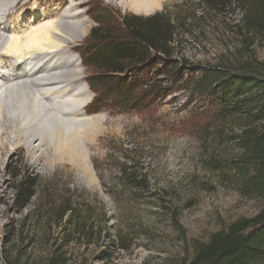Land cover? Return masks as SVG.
<instances>
[{"label":"rangeland","instance_id":"374dc122","mask_svg":"<svg viewBox=\"0 0 264 264\" xmlns=\"http://www.w3.org/2000/svg\"><path fill=\"white\" fill-rule=\"evenodd\" d=\"M36 1L55 15L42 21L39 13L26 20L28 30L58 20L56 4L60 12L75 3L87 12V35L69 39L72 43L66 46L81 62L87 85L89 75L97 80L101 73L82 58L80 48L91 45L98 24L92 17L101 19V9L111 11L109 19L115 11L151 17L174 9L192 18L182 24L173 43L171 62L182 71V80L156 72H129L123 79L169 85L161 98L142 108L107 107L90 113L95 94L88 85L86 114L103 117L96 123L101 128L79 137L91 172L80 168V157L69 148L60 150L56 141L44 143L32 156L23 144L15 149L0 128V140L9 141L7 152L0 149V251L7 261L48 264L60 251L63 264H183L213 233L264 207V197L242 191L243 176L235 169L241 153L234 140L239 124L224 119L190 83L212 67L264 65V33L249 32L243 22L253 5L229 0L233 4L215 10L196 0H162L161 7L145 14L131 9V0H32L30 6ZM14 37L7 34L0 52ZM156 62V67L163 66L165 57L158 56ZM54 99L57 102L47 103L53 114L74 119L57 113L60 98ZM123 167H131L136 176H122ZM21 173L37 179L36 194L23 210L17 205ZM67 207L74 208L72 217L62 216ZM80 222L94 225L97 233L92 236L85 229L79 234ZM120 237L127 249L120 247Z\"/></svg>","mask_w":264,"mask_h":264},{"label":"trees","instance_id":"16d2710c","mask_svg":"<svg viewBox=\"0 0 264 264\" xmlns=\"http://www.w3.org/2000/svg\"><path fill=\"white\" fill-rule=\"evenodd\" d=\"M200 5L223 10L233 4L229 0H196ZM243 22L249 32L264 33V3L257 6L250 0ZM109 9H101V19L92 29L90 43L80 48L81 56L101 73L96 80L89 75L87 83L95 96L90 102L89 112L103 108H115L120 111L142 108L157 100L170 90L169 85L156 82H125L127 73L156 72L183 79L182 71L171 62L174 37L182 24L188 25L192 18L179 12L162 11L151 17L114 12L108 18ZM194 13L196 8H194ZM116 16V17H115ZM158 56H164L166 62L156 67ZM104 74V75H103ZM124 79V80H123ZM172 80V79H171ZM190 83L200 96L215 105L224 119L239 124L234 138L241 153L235 165L242 176V191L264 197V65L260 68H234L228 65L205 69L202 76ZM172 84V83H171ZM135 94L137 97H135ZM121 175L134 176L131 167L120 169ZM136 176V175H135ZM37 179L33 175H19L17 186V205L25 209L35 196ZM74 208L67 207L62 216L72 213ZM107 222V219H106ZM78 224V233L86 229L91 235L97 233L92 225ZM102 231L100 230V235ZM85 234V233H84ZM93 236V235H92ZM120 247L127 245L120 237ZM60 252V251H59ZM57 252L48 264H63L62 253ZM11 264L0 251V264ZM264 262V207L253 217L240 218L226 229L213 233L209 240L196 246L191 259L183 264H261Z\"/></svg>","mask_w":264,"mask_h":264},{"label":"bare ground","instance_id":"6f19581e","mask_svg":"<svg viewBox=\"0 0 264 264\" xmlns=\"http://www.w3.org/2000/svg\"><path fill=\"white\" fill-rule=\"evenodd\" d=\"M31 1L0 0V45L8 33L15 35L9 47L0 52L2 135L8 134L13 139L15 149L25 145L32 156L35 151L42 150L44 143L52 145L56 141L60 150L67 152L69 148L72 154L80 157V168L91 172L79 137L89 131L95 133L101 128L96 123L103 117L86 114L91 95L88 85L84 84L82 64L74 53L66 52V46L72 43L69 39L87 35L89 27L83 26L87 12L80 11L77 3L60 12L56 4L60 14L58 20L28 30L26 20L32 21L39 13L42 21L55 15L52 9L42 7V1H36L33 7ZM161 5L162 0H131L130 8L149 14ZM57 96L60 100L54 110L74 119L53 114L47 107L48 102H57L49 97ZM1 138L0 149L7 152L9 141L7 137Z\"/></svg>","mask_w":264,"mask_h":264},{"label":"snow or ice","instance_id":"6c2138e0","mask_svg":"<svg viewBox=\"0 0 264 264\" xmlns=\"http://www.w3.org/2000/svg\"><path fill=\"white\" fill-rule=\"evenodd\" d=\"M38 59H42V57L41 58H38ZM4 79H7V77H3ZM49 99H54V97H49Z\"/></svg>","mask_w":264,"mask_h":264}]
</instances>
